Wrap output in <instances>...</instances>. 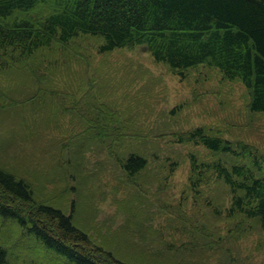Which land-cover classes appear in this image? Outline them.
Returning <instances> with one entry per match:
<instances>
[{"label":"rangeland","instance_id":"rangeland-1","mask_svg":"<svg viewBox=\"0 0 264 264\" xmlns=\"http://www.w3.org/2000/svg\"><path fill=\"white\" fill-rule=\"evenodd\" d=\"M103 43L81 33L0 55V167L27 180L35 202L71 213L102 264H264L259 220L227 214L220 180L191 179L192 157L224 155L177 140L203 127L264 158V113L250 110L249 90L205 64L181 76L145 43L100 51ZM130 152L147 159L133 175L119 160ZM0 245L9 264H68L1 217Z\"/></svg>","mask_w":264,"mask_h":264},{"label":"trees","instance_id":"trees-1","mask_svg":"<svg viewBox=\"0 0 264 264\" xmlns=\"http://www.w3.org/2000/svg\"><path fill=\"white\" fill-rule=\"evenodd\" d=\"M38 7L46 13L27 15ZM81 33L101 35L100 51L145 43L154 60L181 76L199 64L216 67L226 78H239L249 90L250 110L264 113V0H0V55L27 56L54 39L66 42ZM177 137L224 155L206 162L192 157L191 179L220 180L230 191L227 214L256 218L264 229V158L256 149L203 127ZM121 157L120 166L130 175L147 163L137 152ZM0 217L18 222L68 264H102L100 255L86 249L90 239L71 213L35 202L27 180L1 167ZM7 253L0 245V264H9Z\"/></svg>","mask_w":264,"mask_h":264}]
</instances>
